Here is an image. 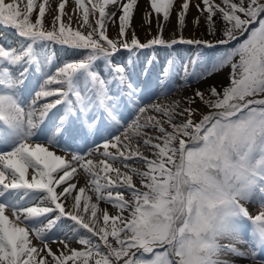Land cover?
<instances>
[{"label": "snow or ice", "instance_id": "1", "mask_svg": "<svg viewBox=\"0 0 264 264\" xmlns=\"http://www.w3.org/2000/svg\"><path fill=\"white\" fill-rule=\"evenodd\" d=\"M67 3L0 0V264H264V0Z\"/></svg>", "mask_w": 264, "mask_h": 264}, {"label": "rangeland", "instance_id": "2", "mask_svg": "<svg viewBox=\"0 0 264 264\" xmlns=\"http://www.w3.org/2000/svg\"><path fill=\"white\" fill-rule=\"evenodd\" d=\"M57 1L58 0H50V4L52 5V8L53 9L57 6V4H58ZM177 2H178V0H177ZM74 7H75L74 0H68V3L66 4V9L65 10H66V12H68V13L71 14L72 9ZM109 10H112L111 9V6H110V9ZM35 16H36V13L34 12L33 13V18H35ZM50 19H51V15L50 14H46V18H45L46 24L49 22ZM90 19H91V17H90ZM117 30H118L117 27H113L111 24H109L107 34L109 35L110 38H112V37L115 36ZM170 32H171V27L169 26V27H167L165 29V32H164L165 38H168L169 37ZM8 37H10L11 39H13V42H10V43H12L14 45L16 43L17 39H15V36L13 34H9V33H4L2 36H0V42H5V41L9 42ZM139 38L141 39L142 42L145 40V39H143L141 37H139ZM208 38H210V37H208ZM14 40H15V42H14ZM160 50H163V51L166 52L163 55L158 56L156 58V59H158L160 61L161 64L164 62L165 59H167L169 57H180V56H187V55H190L191 54L190 51L188 50V48L186 46H176V48L171 49V50H167V49H160ZM223 72H225V74H226V81H222L220 83L219 82H216V83L215 82H211L210 84H213V83L214 84H217V85L226 84L227 83V76H228L229 69L226 68V69L223 70ZM218 74H220V73L215 74V76L218 75ZM211 79H212V77L209 78V80H211ZM201 83H204V82H201ZM193 87H197V86L196 85H193ZM205 87H207V84H205L201 88L203 89ZM184 91L185 90L178 91V92L174 93L171 98H173V99L178 98V96H180V94H182ZM146 154H147V152H146ZM101 206H103V204ZM256 210H257L256 209V206H254L251 211H254L255 212ZM74 244H76L78 246L77 248L80 247V245H78V243H73V245ZM73 247H76V246H73ZM240 264H247V262L241 261Z\"/></svg>", "mask_w": 264, "mask_h": 264}, {"label": "bare ground", "instance_id": "3", "mask_svg": "<svg viewBox=\"0 0 264 264\" xmlns=\"http://www.w3.org/2000/svg\"><path fill=\"white\" fill-rule=\"evenodd\" d=\"M59 2V0L57 1V3ZM149 3V0H138V8L136 10V12L134 13V19H133V25L134 27H136V32H137V35L143 39H147V37L145 36V31L146 29H141L139 27V24L141 23V13L145 10L146 6L148 5ZM179 3V0L178 2ZM195 12L196 10L195 9H190V16H189V20L192 18L193 15H195ZM119 14V13H118ZM174 19V17H173ZM153 23H155V21H153ZM155 27H153V34H155ZM186 36L189 35V32L188 31H185L184 33ZM8 40L9 42H13V39H11L10 37H8ZM162 55V50L160 51H157L156 54H155V58L158 57V56H161ZM222 81H226V74L225 72H221L220 74L212 77L211 80H209L207 82V84L211 83V82H222ZM206 83H200L198 85H196L197 87H203ZM188 93V90H185L182 94L180 95H186ZM179 97V96H178ZM82 183V182H81ZM254 206H250V210H252ZM73 246H76L78 247L76 244H74ZM53 249L57 248L58 245L57 244H53L52 245ZM244 262H247V261H244Z\"/></svg>", "mask_w": 264, "mask_h": 264}]
</instances>
